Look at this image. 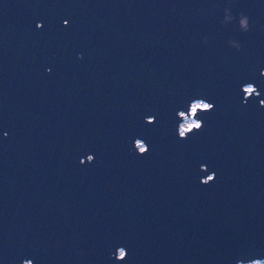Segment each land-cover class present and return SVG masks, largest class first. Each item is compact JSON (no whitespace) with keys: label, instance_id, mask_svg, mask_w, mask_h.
<instances>
[{"label":"water","instance_id":"water-1","mask_svg":"<svg viewBox=\"0 0 264 264\" xmlns=\"http://www.w3.org/2000/svg\"><path fill=\"white\" fill-rule=\"evenodd\" d=\"M256 260L264 0H0V264Z\"/></svg>","mask_w":264,"mask_h":264},{"label":"rangeland","instance_id":"rangeland-1","mask_svg":"<svg viewBox=\"0 0 264 264\" xmlns=\"http://www.w3.org/2000/svg\"><path fill=\"white\" fill-rule=\"evenodd\" d=\"M197 106H203L204 103L199 101L197 103H195ZM196 123V119L193 117V115H185V118H184V121L181 125V127L183 129H186V128H189L191 127L193 124ZM241 264H264V260H256V261H253V262H247V263H241Z\"/></svg>","mask_w":264,"mask_h":264},{"label":"built area","instance_id":"built-area-1","mask_svg":"<svg viewBox=\"0 0 264 264\" xmlns=\"http://www.w3.org/2000/svg\"><path fill=\"white\" fill-rule=\"evenodd\" d=\"M199 101H201V100H199ZM199 101H195V102L192 103V105H191V109H190L191 114L195 111V109H196V107H197V105H196L195 103H197V102H199ZM201 102L204 103L203 106H207V105H208V104H207L206 102H204V101H201ZM196 123H198L197 120H196ZM196 123H195V124H196Z\"/></svg>","mask_w":264,"mask_h":264},{"label":"flooded vegetation","instance_id":"flooded-vegetation-1","mask_svg":"<svg viewBox=\"0 0 264 264\" xmlns=\"http://www.w3.org/2000/svg\"><path fill=\"white\" fill-rule=\"evenodd\" d=\"M25 264H28V263H25Z\"/></svg>","mask_w":264,"mask_h":264}]
</instances>
